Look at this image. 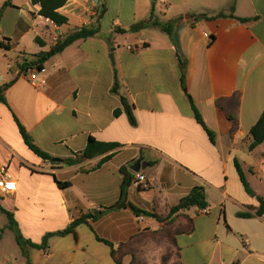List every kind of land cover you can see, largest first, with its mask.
Instances as JSON below:
<instances>
[{"label": "crops", "instance_id": "1", "mask_svg": "<svg viewBox=\"0 0 264 264\" xmlns=\"http://www.w3.org/2000/svg\"><path fill=\"white\" fill-rule=\"evenodd\" d=\"M7 1L0 0V87L8 85L0 101V168L18 189L0 193V206L16 221V230L9 228L0 211V264H116L98 239L115 248L132 241L141 253L135 238L162 224L132 207L166 216L195 187L205 188L210 206L179 217L195 225L177 236L179 262L203 254V264H264V216H238L255 213L257 196L264 198V144L249 149L250 131L264 111V0H104L98 18L87 0H68L60 12L69 22L61 26L41 16L32 0L5 7ZM231 14L251 21L226 17ZM151 17L152 25L133 30ZM82 27L96 34L51 58L37 86L8 70ZM122 96L136 126L124 111L114 114ZM19 123L51 161L27 146ZM91 138L121 148L97 168L106 155L79 159ZM138 161L146 165L139 173L147 187L130 186L126 207L105 211L121 199V170L135 177ZM236 161L257 196L246 192ZM80 219L85 223L74 233L45 241ZM17 236L40 248L21 247Z\"/></svg>", "mask_w": 264, "mask_h": 264}, {"label": "trees", "instance_id": "2", "mask_svg": "<svg viewBox=\"0 0 264 264\" xmlns=\"http://www.w3.org/2000/svg\"><path fill=\"white\" fill-rule=\"evenodd\" d=\"M67 2L68 0H32V3L34 5H37L40 7V15L43 16L44 18H47L53 21L58 26L68 24L69 22L68 18L64 16L63 14H61L60 12V10L66 6ZM8 6H12V0H8L5 3V7H8ZM1 16H2V13H1ZM220 17H224V15H220ZM226 17L237 19L238 21L242 23H248L251 21V19L237 18L233 14L226 16ZM152 24L153 23H152V17H151L147 23L137 25L133 28V30H138L140 28H143L145 26H150ZM162 29L164 30V32L168 33L170 36L172 35V31L168 29L167 27L163 26ZM95 34H96V31L88 30V29H83L79 32H76L75 34L68 37L64 41L59 42L55 47L52 48L50 52L40 53L39 55L33 56L32 59L24 58L21 63V67L24 72H26L27 68H29L31 65H37L39 67V70H41L44 68L45 64L51 58L63 52L72 42L79 40V39H85V38L92 37ZM181 74H182L181 76L182 82H184V79H185V65L184 64H181ZM119 87L120 86H119L118 79L117 77H115V85L112 91L114 93H118ZM7 88H8V85L0 87V101L2 102H5L4 93ZM190 100H191L192 109L194 111L196 119L200 123H202L203 119L197 107L195 106L191 98ZM121 105H122V108L115 111L114 113L115 116H119L124 111L126 115L128 116L131 125L136 126L137 122L133 114V107L129 104L128 100L123 96L121 97ZM19 128H20L21 134L27 146L41 158L51 161L52 157L49 154L43 152L34 143L31 136L28 134L26 129L20 123H19ZM206 130L210 136L211 141L214 143L215 134L208 128ZM249 139L251 141L249 145V149L251 151H253L257 147L264 144V111L260 119L256 123V125L251 129L250 134H249ZM120 148H121L120 144L102 143V142H98L95 139L91 138L85 150L79 155V159L92 160L96 157L106 155V157L97 166V168H99L102 166V164L107 162L115 153H117ZM76 162L77 161H67V164L72 165V164H75ZM236 167H237L238 173L241 178V182L246 192L249 195L257 196L254 193V191L251 189L250 184L246 179L245 173L242 170V167L238 161H236ZM121 173L123 175V182H122V187H121L122 188L121 199L116 205H114L113 207L107 208L105 211L114 210V209H122L126 207V197H127L128 188L131 186L135 177L131 175L126 168H123L121 170ZM59 185L61 187H66L68 186V183H59ZM257 199L259 202V207L255 213H250V212L239 213L238 216L241 218H252L254 216L263 217L264 216V198L257 196ZM209 206L210 205L207 201L205 188L195 187L177 205L169 208V212L166 216H163L157 209H155L154 212H147V211H141V210L136 209L135 207H132L134 212L138 216L143 215V216L152 218L162 224V228L160 230L146 231V233L137 236L135 238V241L137 240L143 243V241L147 242V239H149V241L154 242V237L167 238L169 240L170 248H172L171 252L178 255V258H179V248L177 246V236L182 235V234H191L195 229L194 221L189 216L183 215L182 218H184V221H185L183 223L179 222V217L183 213H186L192 209H197L199 211L207 210ZM0 211L8 217L9 228L16 230V221L14 220L13 215L1 206H0ZM103 214H104L103 212L100 213L99 217L102 216ZM88 217L96 219V217L94 216L95 217L94 218L93 215H90ZM83 223H85V219L77 220L65 231H62L56 234H49V236L46 238L45 241L47 242L48 239L52 236H64L70 233H74L75 229ZM0 239H1V235H0ZM17 240L21 247L27 244L33 248H40V246L38 245H34L29 242H24L20 236H17ZM98 240L101 242H104L111 248V256L116 264H124V259L126 257H131L130 264H132L133 262H136L137 255L140 254V251L134 248L132 241L128 243H123L119 245L118 248H115V246L112 243L106 240H102V239H98ZM168 258L169 257L166 256L164 257V260H167Z\"/></svg>", "mask_w": 264, "mask_h": 264}, {"label": "built area", "instance_id": "3", "mask_svg": "<svg viewBox=\"0 0 264 264\" xmlns=\"http://www.w3.org/2000/svg\"><path fill=\"white\" fill-rule=\"evenodd\" d=\"M104 0H87V7L91 13V16L94 18H98L101 13L104 10ZM51 21V20H50ZM53 24H55L53 21H51ZM57 25V24H55ZM58 26V25H57ZM87 29L86 27H82L79 31ZM78 31V32H79ZM67 39V38H65ZM60 40V38L55 37V46L61 42L64 41ZM129 50H132L131 47H128ZM8 70L10 72L15 73L16 75H23L25 76L29 81H31L35 86H37L36 79L39 73H44L46 70L45 68L39 70V67L37 65H31L26 72L23 71L21 67V63H10L8 65ZM2 81V77L0 76V82ZM148 185V179L147 176L141 173H137L135 176L134 181L131 184V187L137 190H140L142 187H147ZM18 189V183L15 179L11 177V175L8 173L6 168H0V193L3 194H13Z\"/></svg>", "mask_w": 264, "mask_h": 264}, {"label": "rangeland", "instance_id": "4", "mask_svg": "<svg viewBox=\"0 0 264 264\" xmlns=\"http://www.w3.org/2000/svg\"><path fill=\"white\" fill-rule=\"evenodd\" d=\"M145 243L146 241H143L142 248H139L141 249V253L137 255L136 262L132 264H180L178 255L171 252L172 248H170L167 238L154 237L153 243L150 244L149 239H147L148 245L145 246ZM190 253H192V250H190ZM166 256L169 258L164 260ZM203 262L204 255L202 254L201 257L193 259L190 264H203Z\"/></svg>", "mask_w": 264, "mask_h": 264}, {"label": "water", "instance_id": "5", "mask_svg": "<svg viewBox=\"0 0 264 264\" xmlns=\"http://www.w3.org/2000/svg\"><path fill=\"white\" fill-rule=\"evenodd\" d=\"M151 1L156 2L157 0H151ZM53 161L58 162L59 160L53 159ZM145 168H146V165L138 161L136 165L132 167V170L135 171L136 173H139L142 169H145Z\"/></svg>", "mask_w": 264, "mask_h": 264}]
</instances>
